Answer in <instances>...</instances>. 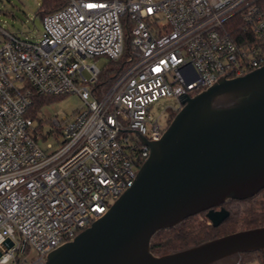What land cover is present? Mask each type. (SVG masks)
<instances>
[{
	"label": "built area",
	"instance_id": "obj_1",
	"mask_svg": "<svg viewBox=\"0 0 264 264\" xmlns=\"http://www.w3.org/2000/svg\"><path fill=\"white\" fill-rule=\"evenodd\" d=\"M42 18L37 42L4 34L0 46V264H45L128 189L166 127L162 98L192 97L221 78L264 66V0H63ZM239 16L253 41L234 44ZM126 66L108 82L96 60ZM92 60L91 65H86ZM76 95L53 120L56 147H39L32 97Z\"/></svg>",
	"mask_w": 264,
	"mask_h": 264
},
{
	"label": "water",
	"instance_id": "obj_2",
	"mask_svg": "<svg viewBox=\"0 0 264 264\" xmlns=\"http://www.w3.org/2000/svg\"><path fill=\"white\" fill-rule=\"evenodd\" d=\"M180 103L160 140L141 138L150 154L133 186L45 264H221L264 251L261 227L158 257L150 252L157 232L202 213L215 228L229 216L215 208L264 190V66Z\"/></svg>",
	"mask_w": 264,
	"mask_h": 264
},
{
	"label": "trees",
	"instance_id": "obj_3",
	"mask_svg": "<svg viewBox=\"0 0 264 264\" xmlns=\"http://www.w3.org/2000/svg\"><path fill=\"white\" fill-rule=\"evenodd\" d=\"M64 5L63 0H40L38 14L42 20L44 16L60 10ZM226 28L230 38L238 47H244L247 41L254 40L251 32L244 31V25L237 15L227 21ZM127 52V47H125L119 60L109 61L108 67H104L100 71L95 87L107 88L109 80L126 66ZM51 98L53 97L34 95L29 115L34 118L35 111L49 102ZM175 114L172 115V118ZM224 208L228 211L229 216L215 228L210 224L197 222V215L183 220L176 227L157 232L151 239L150 252L153 256L158 257L235 232L264 227V190H261L253 198L244 201H228L224 204ZM200 215L205 217L204 213ZM262 261H264V251H253L239 254L235 264H253L254 262L264 264Z\"/></svg>",
	"mask_w": 264,
	"mask_h": 264
},
{
	"label": "rangeland",
	"instance_id": "obj_4",
	"mask_svg": "<svg viewBox=\"0 0 264 264\" xmlns=\"http://www.w3.org/2000/svg\"><path fill=\"white\" fill-rule=\"evenodd\" d=\"M40 0H0V46L5 41L4 34H11L17 38L29 42H37L42 34V21L38 14ZM92 60H87L86 65H91ZM96 66L102 71L108 67L109 61L104 58L96 60ZM81 100L76 95L53 97L49 102L43 104L35 111L33 118L34 127L40 135L39 147L45 150L46 145L57 146L61 137L55 131L53 120L60 121L62 117H70L81 106ZM178 103L173 98L159 99L152 105L151 113L157 118L165 110L159 119L164 127L168 126L167 115L173 112L170 108H177ZM197 222L209 225V222L202 215L196 217ZM237 258H231L221 264H235ZM258 264L254 262L253 264ZM264 263V261H262Z\"/></svg>",
	"mask_w": 264,
	"mask_h": 264
},
{
	"label": "flooded vegetation",
	"instance_id": "obj_5",
	"mask_svg": "<svg viewBox=\"0 0 264 264\" xmlns=\"http://www.w3.org/2000/svg\"><path fill=\"white\" fill-rule=\"evenodd\" d=\"M173 114H175V113H171V114H168V115H167L166 121H167L168 123H170L171 120L173 119V118H172V115H173ZM168 125H169V124H168ZM166 128H167V127H166ZM225 204H226V203H225ZM220 208H224V204L221 205L220 207L215 208L214 211H218ZM224 209H225V208H224Z\"/></svg>",
	"mask_w": 264,
	"mask_h": 264
}]
</instances>
